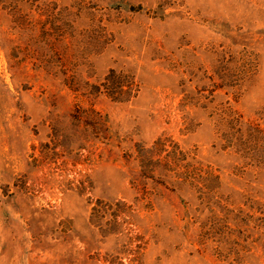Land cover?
Returning <instances> with one entry per match:
<instances>
[{
  "label": "rangeland",
  "instance_id": "1",
  "mask_svg": "<svg viewBox=\"0 0 264 264\" xmlns=\"http://www.w3.org/2000/svg\"><path fill=\"white\" fill-rule=\"evenodd\" d=\"M0 264H264V0H0Z\"/></svg>",
  "mask_w": 264,
  "mask_h": 264
},
{
  "label": "trees",
  "instance_id": "2",
  "mask_svg": "<svg viewBox=\"0 0 264 264\" xmlns=\"http://www.w3.org/2000/svg\"><path fill=\"white\" fill-rule=\"evenodd\" d=\"M104 80H106L104 84L98 86V92H101L100 89H104L102 91H106V94L114 97V100H124L123 98H120V96L122 95V93L127 91L126 89H124V87L126 86L127 88H129L130 82H128L127 80L113 81L109 79V77H105ZM114 93H117L118 96H113Z\"/></svg>",
  "mask_w": 264,
  "mask_h": 264
}]
</instances>
